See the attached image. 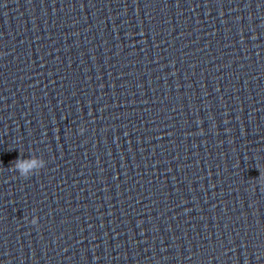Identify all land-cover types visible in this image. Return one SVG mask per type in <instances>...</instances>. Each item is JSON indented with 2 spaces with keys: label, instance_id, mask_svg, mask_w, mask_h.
I'll return each mask as SVG.
<instances>
[{
  "label": "water",
  "instance_id": "1",
  "mask_svg": "<svg viewBox=\"0 0 264 264\" xmlns=\"http://www.w3.org/2000/svg\"><path fill=\"white\" fill-rule=\"evenodd\" d=\"M0 264H264V0H0Z\"/></svg>",
  "mask_w": 264,
  "mask_h": 264
},
{
  "label": "clouds",
  "instance_id": "2",
  "mask_svg": "<svg viewBox=\"0 0 264 264\" xmlns=\"http://www.w3.org/2000/svg\"><path fill=\"white\" fill-rule=\"evenodd\" d=\"M81 133L84 131L83 128H81ZM36 164V161L35 160H31V161H22V160H17L15 162V164L13 165V170L14 171H18L19 172V175L21 177H24V178H28L29 177V170L32 169ZM32 224H37V221L36 220H32L31 221Z\"/></svg>",
  "mask_w": 264,
  "mask_h": 264
}]
</instances>
